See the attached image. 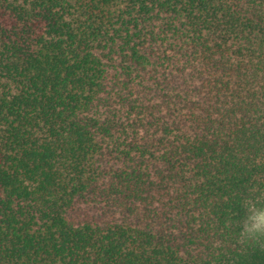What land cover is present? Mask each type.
I'll list each match as a JSON object with an SVG mask.
<instances>
[{"label":"trees","instance_id":"16d2710c","mask_svg":"<svg viewBox=\"0 0 264 264\" xmlns=\"http://www.w3.org/2000/svg\"><path fill=\"white\" fill-rule=\"evenodd\" d=\"M260 192L264 0H0V264H264Z\"/></svg>","mask_w":264,"mask_h":264},{"label":"clouds","instance_id":"9594fccd","mask_svg":"<svg viewBox=\"0 0 264 264\" xmlns=\"http://www.w3.org/2000/svg\"><path fill=\"white\" fill-rule=\"evenodd\" d=\"M251 190L255 191V188ZM258 200H264V192L258 193L254 198L242 197L239 206L243 210V215L235 222L229 216L225 222L226 227L235 223V240L238 244L264 247V204L258 203Z\"/></svg>","mask_w":264,"mask_h":264}]
</instances>
